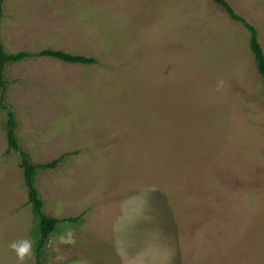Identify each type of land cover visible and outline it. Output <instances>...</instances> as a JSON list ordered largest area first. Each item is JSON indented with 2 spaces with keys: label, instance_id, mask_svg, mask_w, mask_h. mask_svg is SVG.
<instances>
[{
  "label": "rangeland",
  "instance_id": "obj_1",
  "mask_svg": "<svg viewBox=\"0 0 264 264\" xmlns=\"http://www.w3.org/2000/svg\"><path fill=\"white\" fill-rule=\"evenodd\" d=\"M258 32L264 0H227ZM4 104L63 221L40 264H264V77L246 29L212 0H3ZM1 96V91H0ZM0 108V264L33 241L19 153ZM84 246H88L86 252ZM92 248V249H91ZM91 249V250H90Z\"/></svg>",
  "mask_w": 264,
  "mask_h": 264
},
{
  "label": "trees",
  "instance_id": "obj_2",
  "mask_svg": "<svg viewBox=\"0 0 264 264\" xmlns=\"http://www.w3.org/2000/svg\"><path fill=\"white\" fill-rule=\"evenodd\" d=\"M214 4L221 7L225 14L233 21L240 23L248 32L249 47L253 54L258 73L264 77V53L258 40V32L254 26L249 24L243 17L237 15L227 0H212ZM3 0H0V23L3 17ZM30 58H51L68 64L94 65L96 60L92 57H86L78 54L67 53L62 50L44 49L38 52H18L16 54L7 53L4 50L0 40V108L6 111L5 133L8 144V151L14 150L20 156V168L23 174L24 184L27 190L28 203L31 206V213L38 224L39 238L36 242V264H40L41 250L47 241L49 235L54 231L56 225L63 221L75 222L77 218L59 220L48 217L42 213L43 202L35 188L34 181L38 170L53 169L62 160V157L53 160L50 163L36 164L32 162L30 156L20 149L15 138L16 120L15 114L4 104V95L8 90L9 82L5 80V70L9 64L18 63Z\"/></svg>",
  "mask_w": 264,
  "mask_h": 264
},
{
  "label": "clouds",
  "instance_id": "obj_3",
  "mask_svg": "<svg viewBox=\"0 0 264 264\" xmlns=\"http://www.w3.org/2000/svg\"><path fill=\"white\" fill-rule=\"evenodd\" d=\"M9 248L19 264H27V261L33 258V241L30 238L14 240L9 244Z\"/></svg>",
  "mask_w": 264,
  "mask_h": 264
},
{
  "label": "crops",
  "instance_id": "obj_4",
  "mask_svg": "<svg viewBox=\"0 0 264 264\" xmlns=\"http://www.w3.org/2000/svg\"><path fill=\"white\" fill-rule=\"evenodd\" d=\"M87 249H88V246L86 247V246H84V250L86 251V252H88L87 251ZM92 249V248H91ZM90 249V250H91ZM121 263V261H120V259H119V256L117 257V264H120ZM80 264H82L81 262H80Z\"/></svg>",
  "mask_w": 264,
  "mask_h": 264
}]
</instances>
